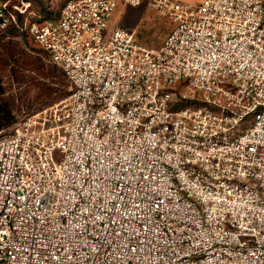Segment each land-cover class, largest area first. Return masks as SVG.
<instances>
[{"label": "built area", "instance_id": "2783aa9c", "mask_svg": "<svg viewBox=\"0 0 264 264\" xmlns=\"http://www.w3.org/2000/svg\"><path fill=\"white\" fill-rule=\"evenodd\" d=\"M117 1L0 0L70 85L0 135V264H264V0H122L157 48Z\"/></svg>", "mask_w": 264, "mask_h": 264}, {"label": "rangeland", "instance_id": "374dc122", "mask_svg": "<svg viewBox=\"0 0 264 264\" xmlns=\"http://www.w3.org/2000/svg\"><path fill=\"white\" fill-rule=\"evenodd\" d=\"M65 1L31 0L29 22L57 18ZM121 3L124 2L117 1L114 11L123 9ZM142 6L140 17L126 22L135 27L123 26L134 30L135 39L142 45L157 48L174 24L156 10ZM109 20L107 30L112 29ZM69 93L70 85L64 73L47 61L26 31L9 28L0 35V135L7 133L15 121L55 107Z\"/></svg>", "mask_w": 264, "mask_h": 264}, {"label": "crops", "instance_id": "0c3cea01", "mask_svg": "<svg viewBox=\"0 0 264 264\" xmlns=\"http://www.w3.org/2000/svg\"><path fill=\"white\" fill-rule=\"evenodd\" d=\"M119 5V4H118ZM122 10L114 11L110 20H109V26L115 27V26H123L126 25L128 27H135V25H128L126 24L127 21H134L135 19H138L140 17V12L144 9L142 5L140 6H129L127 4L121 3L119 5ZM131 7V8H129ZM138 11V13H137ZM150 17V16H149Z\"/></svg>", "mask_w": 264, "mask_h": 264}, {"label": "trees", "instance_id": "16d2710c", "mask_svg": "<svg viewBox=\"0 0 264 264\" xmlns=\"http://www.w3.org/2000/svg\"><path fill=\"white\" fill-rule=\"evenodd\" d=\"M13 29H16V28H13Z\"/></svg>", "mask_w": 264, "mask_h": 264}]
</instances>
